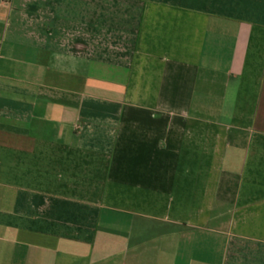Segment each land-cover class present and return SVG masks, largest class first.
I'll return each instance as SVG.
<instances>
[{
  "label": "crops",
  "instance_id": "crops-1",
  "mask_svg": "<svg viewBox=\"0 0 264 264\" xmlns=\"http://www.w3.org/2000/svg\"><path fill=\"white\" fill-rule=\"evenodd\" d=\"M0 264H264V0H0Z\"/></svg>",
  "mask_w": 264,
  "mask_h": 264
}]
</instances>
